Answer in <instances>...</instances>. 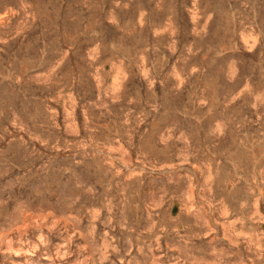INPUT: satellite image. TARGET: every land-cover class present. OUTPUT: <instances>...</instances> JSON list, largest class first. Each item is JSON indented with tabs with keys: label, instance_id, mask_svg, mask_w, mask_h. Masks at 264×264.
Here are the masks:
<instances>
[{
	"label": "rangeland",
	"instance_id": "374dc122",
	"mask_svg": "<svg viewBox=\"0 0 264 264\" xmlns=\"http://www.w3.org/2000/svg\"><path fill=\"white\" fill-rule=\"evenodd\" d=\"M0 264H264V0H0Z\"/></svg>",
	"mask_w": 264,
	"mask_h": 264
},
{
	"label": "bare ground",
	"instance_id": "6f19581e",
	"mask_svg": "<svg viewBox=\"0 0 264 264\" xmlns=\"http://www.w3.org/2000/svg\"><path fill=\"white\" fill-rule=\"evenodd\" d=\"M248 138V137H247ZM255 159V157H253V160ZM241 162H242V166H244L245 164V161L243 160V159H241ZM255 165H256V163H255ZM254 165V166H255ZM254 166H253V170H254ZM245 168V167H244ZM245 172V171H244ZM255 170H254V174H249V173H247V171H246V174L243 176V181L246 183V184H251V182H254L255 181V178H256V176H255ZM255 184V183H254ZM254 184H252V185H254ZM251 186V185H250ZM250 186H248V187H250ZM255 186V188H259L258 186L259 185H254ZM246 187V186H245ZM249 189V190H248ZM252 189H254V187L252 186V187H250V188H247L246 187V189H245V191L247 192V190H248V192L247 193H249V192H252ZM261 189V188H260ZM255 190V189H254ZM250 195V194H249ZM252 197V196H251ZM250 197V198H251ZM251 201V200H250ZM256 202H257V200H256ZM255 202V204H254V208H257V203ZM176 203V209H175V212H173L172 213V211H171V214H175L176 212H177V210H178V202H175ZM260 203V202H259ZM174 205V204H173ZM252 206V205H251ZM173 207V206H172ZM250 207V206H249ZM171 210H172V208H171ZM260 214V213H259ZM249 215V214H248ZM248 218H249V216H248ZM249 219H251V218H249ZM249 222V221H248Z\"/></svg>",
	"mask_w": 264,
	"mask_h": 264
},
{
	"label": "water",
	"instance_id": "95a60500",
	"mask_svg": "<svg viewBox=\"0 0 264 264\" xmlns=\"http://www.w3.org/2000/svg\"><path fill=\"white\" fill-rule=\"evenodd\" d=\"M175 209H176V203H174L173 207H172V213L175 212Z\"/></svg>",
	"mask_w": 264,
	"mask_h": 264
}]
</instances>
